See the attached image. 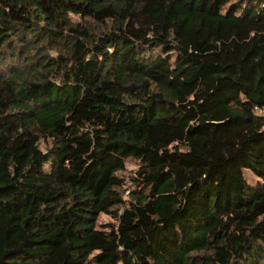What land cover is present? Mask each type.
<instances>
[{"label":"trees","instance_id":"trees-1","mask_svg":"<svg viewBox=\"0 0 264 264\" xmlns=\"http://www.w3.org/2000/svg\"><path fill=\"white\" fill-rule=\"evenodd\" d=\"M256 106L264 0H0V264H264Z\"/></svg>","mask_w":264,"mask_h":264},{"label":"rangeland","instance_id":"rangeland-1","mask_svg":"<svg viewBox=\"0 0 264 264\" xmlns=\"http://www.w3.org/2000/svg\"><path fill=\"white\" fill-rule=\"evenodd\" d=\"M131 168H133V165L130 166ZM244 174H245V178L246 180L248 181V183L251 185V186H258L259 184L261 183H264L263 179L261 177H259L258 175H256L251 169L249 168H245L244 169ZM109 221H113L110 217L108 216H101L100 218V222L101 223H105V222H109Z\"/></svg>","mask_w":264,"mask_h":264},{"label":"built area","instance_id":"built-area-1","mask_svg":"<svg viewBox=\"0 0 264 264\" xmlns=\"http://www.w3.org/2000/svg\"><path fill=\"white\" fill-rule=\"evenodd\" d=\"M255 109L262 115H264V108H258L257 106L255 107Z\"/></svg>","mask_w":264,"mask_h":264}]
</instances>
